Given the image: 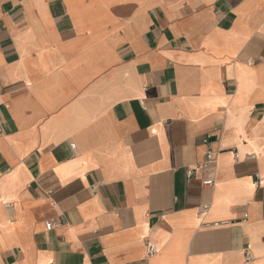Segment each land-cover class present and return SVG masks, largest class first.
<instances>
[{"label": "crops", "instance_id": "0c3cea01", "mask_svg": "<svg viewBox=\"0 0 264 264\" xmlns=\"http://www.w3.org/2000/svg\"><path fill=\"white\" fill-rule=\"evenodd\" d=\"M0 264H264V0H0Z\"/></svg>", "mask_w": 264, "mask_h": 264}, {"label": "built area", "instance_id": "2783aa9c", "mask_svg": "<svg viewBox=\"0 0 264 264\" xmlns=\"http://www.w3.org/2000/svg\"><path fill=\"white\" fill-rule=\"evenodd\" d=\"M211 136H208L205 140L204 143L208 144L209 143V139ZM216 162H217V154L209 148V150L207 151L206 154V158L205 161L202 164V167L204 169H209V170H214L215 166H216ZM194 174V169L193 170H189L188 172V178H191ZM204 185L206 186H213L215 184V180L214 178L208 179L206 181L203 182ZM209 209V206H203L201 209V212L205 213L207 212ZM54 227V222L53 221H49L46 223V228L47 230H52ZM146 253H147V257H153L158 253V248L156 247V245L150 241L146 242ZM253 257L252 255L247 252L245 255V262L246 263H250L252 261Z\"/></svg>", "mask_w": 264, "mask_h": 264}]
</instances>
